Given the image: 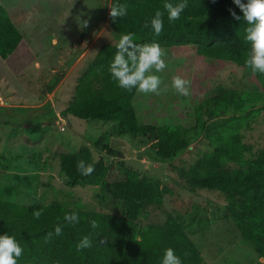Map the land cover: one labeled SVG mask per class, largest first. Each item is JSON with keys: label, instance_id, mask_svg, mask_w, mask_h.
I'll return each instance as SVG.
<instances>
[{"label": "trees", "instance_id": "trees-1", "mask_svg": "<svg viewBox=\"0 0 264 264\" xmlns=\"http://www.w3.org/2000/svg\"><path fill=\"white\" fill-rule=\"evenodd\" d=\"M75 1L34 0L22 9L9 3L0 4V58L11 74L18 76L31 65L47 64L56 51L70 42L66 15ZM179 2L111 0V6L126 5L127 15L115 20L109 16L115 40L102 43L96 55L80 69L68 106L61 115L117 123L114 136L102 135L94 141L102 151L114 156L125 153L110 146L113 137L125 140L120 133L145 136L152 141L159 158L172 159L189 147L190 133L204 130L211 149L189 166H177L176 172L191 189L226 193L228 212L236 227L264 259V146L256 151L252 143L244 140L240 130L244 121L239 117L218 119L210 124L203 118V110L211 105L215 108L210 116H216L220 108L241 115L256 98L236 90H225L208 98L195 105L197 124L193 128L182 123H140L135 105L138 91L120 88L109 71L120 37L134 33L137 44L159 43L162 49L169 48L175 57H185L192 64L195 60L210 65L229 62L253 74L245 65L251 49L245 42V29L249 25L243 18L237 21L231 16L229 9L242 17L233 0H186L187 7L180 19L170 22L163 5ZM157 10L164 12V29L159 36L150 26H143L146 21L150 24ZM29 19L30 25L25 29ZM253 75L264 79V74ZM11 128L9 121L0 120V144ZM23 137L32 141L29 135L22 134L9 140L7 147L13 150ZM13 153L0 157L8 161ZM59 154L60 173L69 185L101 186L103 192L124 204L123 212L90 211L61 204H22L0 195V235L15 237L24 250L17 264H162L167 248L175 251L182 264H207L199 244L174 214L168 213L162 223H142L151 207L159 208L164 203L169 188L160 179L141 178L136 170L124 167L120 180L108 181L110 167L103 160L95 165L92 174L84 176L77 163L83 160L90 164L89 148L61 149ZM0 168L21 174L17 168L2 167L1 163ZM37 210L42 211L39 219L33 215ZM72 212L78 213L76 224L64 220L65 214ZM92 220L97 221L98 228L91 227ZM57 225L63 229L59 236L54 233ZM49 233H53L50 238ZM84 236L90 237L92 247L77 251L76 245ZM102 240L107 243H100Z\"/></svg>", "mask_w": 264, "mask_h": 264}, {"label": "rangeland", "instance_id": "rangeland-1", "mask_svg": "<svg viewBox=\"0 0 264 264\" xmlns=\"http://www.w3.org/2000/svg\"><path fill=\"white\" fill-rule=\"evenodd\" d=\"M33 1L0 0V4L9 3L22 9ZM110 7L111 0H76L66 15L70 42L56 51L53 60L47 64L31 65L15 76L0 58V120L12 124L0 144V155L14 152L8 161L0 157V163L2 167L17 168L30 176L37 172V176L33 174L36 183L23 182L15 187L12 183L0 181V195L22 204H61L121 214L124 204L103 192L101 186L69 185L67 178L60 173L61 149L78 151L87 147L92 153L90 164L95 167L103 160L109 165L108 181L120 180L124 176L123 168L128 167L136 170L141 178L160 179L169 188L163 205L151 207L148 217L142 219L143 224L162 223L167 214L172 213L199 244L207 264H264V259L244 240L231 218L227 194L220 190L191 189L176 172L177 166L187 167L211 149L204 130L190 133L189 147L172 159L159 158L152 141L145 136L118 133L127 142L128 150L114 156L102 151L94 141L102 135L114 136L117 123L70 115L68 124L62 118L61 111L68 106L80 69L96 55L102 43L115 40L109 26ZM85 20L88 26L82 28L81 23ZM28 22L25 29L29 27L30 19ZM164 51L168 67L160 73L153 69V73L161 77V87L167 85L168 91L162 95L137 93L135 105L140 123H182L193 128L197 124L195 105L225 90H236L256 98L247 111L240 115L220 108L213 117L209 113L215 107L211 105L203 110V118L210 124L218 119L239 117L244 121L240 129L244 140L252 143L256 151L264 146V79L247 73L234 63L210 65L195 60L192 64L185 57H175L169 48ZM177 75L191 82L190 96H182L172 88V78ZM26 105L28 107H23ZM7 129L3 130L4 133ZM22 134L29 135L32 141H25L23 137L14 143L13 150L9 149L8 141L16 140ZM131 148L135 151L129 155ZM3 172L0 168V176Z\"/></svg>", "mask_w": 264, "mask_h": 264}, {"label": "clouds", "instance_id": "clouds-1", "mask_svg": "<svg viewBox=\"0 0 264 264\" xmlns=\"http://www.w3.org/2000/svg\"><path fill=\"white\" fill-rule=\"evenodd\" d=\"M233 3L242 12L241 17L235 11L229 9L233 19L240 21L243 18L249 25L245 29V42L251 45V49L248 58L245 60V65L251 69L253 74H264V0H247L246 3L243 0H233ZM163 7L167 12L168 20L174 22L180 19L187 3L186 0H181L175 5L165 3ZM125 15H127L126 5L114 4L110 7L109 16L113 20ZM163 17L164 12L157 10L150 24L148 21L144 23V28L150 26L154 34L159 36L164 29ZM81 26L86 28L88 21H83ZM116 48L117 51L110 64L109 71L120 88L127 91L136 89L143 94L162 95L167 93L168 86L165 85L162 88L163 81L161 77L153 73V69L155 73H160L168 67L165 60L166 53L159 43L137 44L134 33H127L120 37ZM172 88L182 96L191 95V82L179 75L172 78ZM77 169L84 176L92 174L95 170L92 164H86L83 160L78 161ZM41 214V210L33 213L36 219H39ZM64 220L76 224L79 222L78 213L65 214ZM90 224L93 229L99 227L96 220L90 221ZM62 231V227L57 225L54 233L59 236ZM52 235L53 233H49L48 238ZM100 243L104 244L107 241L102 240ZM90 247H92V241L89 236H84L76 245L77 251ZM23 251L15 237L8 234L0 235V264H17L18 259L23 255ZM162 264H182V261L172 248H167L164 251Z\"/></svg>", "mask_w": 264, "mask_h": 264}, {"label": "crops", "instance_id": "crops-1", "mask_svg": "<svg viewBox=\"0 0 264 264\" xmlns=\"http://www.w3.org/2000/svg\"><path fill=\"white\" fill-rule=\"evenodd\" d=\"M4 107H7V106H4ZM14 107H17V105H15ZM23 107H28V105L23 106ZM49 116H51V115L49 114ZM62 118H65L66 121L68 122V124H70L69 116H67V117L62 116ZM3 120H5V119H3ZM13 127L15 128L16 126H13ZM33 174H35V176H37V173L34 172ZM33 174L30 176L29 174L24 172V173H21L20 175H18V173H16L15 171L9 170L7 172L6 171L3 172V176H0V181L4 180V182H6L5 184L12 183L15 187L17 184L22 185L23 182L26 184H28V183L30 184V182L36 183V181H34L35 177L33 176Z\"/></svg>", "mask_w": 264, "mask_h": 264}, {"label": "water", "instance_id": "water-1", "mask_svg": "<svg viewBox=\"0 0 264 264\" xmlns=\"http://www.w3.org/2000/svg\"><path fill=\"white\" fill-rule=\"evenodd\" d=\"M64 117H67V116H64ZM110 146L112 148L122 149L124 152H127V150H128L127 149V142L125 140L117 138V137H113L111 139ZM134 151H135L134 148H131V149H129L128 154L132 155V153Z\"/></svg>", "mask_w": 264, "mask_h": 264}, {"label": "built area", "instance_id": "built-area-1", "mask_svg": "<svg viewBox=\"0 0 264 264\" xmlns=\"http://www.w3.org/2000/svg\"><path fill=\"white\" fill-rule=\"evenodd\" d=\"M62 129H64V127H62Z\"/></svg>", "mask_w": 264, "mask_h": 264}]
</instances>
